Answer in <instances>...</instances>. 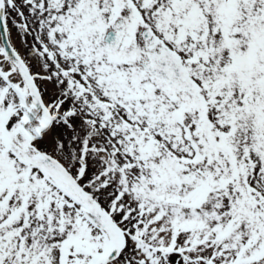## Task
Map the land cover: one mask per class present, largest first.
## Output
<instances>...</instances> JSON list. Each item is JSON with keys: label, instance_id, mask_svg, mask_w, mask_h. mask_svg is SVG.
<instances>
[{"label": "snow or ice", "instance_id": "obj_1", "mask_svg": "<svg viewBox=\"0 0 264 264\" xmlns=\"http://www.w3.org/2000/svg\"><path fill=\"white\" fill-rule=\"evenodd\" d=\"M0 264H264V0H0Z\"/></svg>", "mask_w": 264, "mask_h": 264}]
</instances>
